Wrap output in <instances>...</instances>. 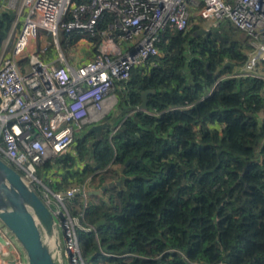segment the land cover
Returning <instances> with one entry per match:
<instances>
[{"label":"trees","instance_id":"trees-1","mask_svg":"<svg viewBox=\"0 0 264 264\" xmlns=\"http://www.w3.org/2000/svg\"><path fill=\"white\" fill-rule=\"evenodd\" d=\"M12 19L0 8V42ZM112 20L99 21L91 52ZM200 28L164 29L160 54L114 81L100 136L85 126L37 168L53 192L107 184L87 199L86 264H264V59L248 67L253 46L228 19Z\"/></svg>","mask_w":264,"mask_h":264},{"label":"built area","instance_id":"built-area-1","mask_svg":"<svg viewBox=\"0 0 264 264\" xmlns=\"http://www.w3.org/2000/svg\"><path fill=\"white\" fill-rule=\"evenodd\" d=\"M0 8L13 12L0 42V158L50 210L62 260L86 264L79 234L96 236L94 225L84 220L88 191L95 188L85 183L53 192L37 168L67 152L85 126L103 122L117 101L114 81L126 80L132 68L160 54L156 45L166 28L188 31L199 21L215 26L228 19L252 37L257 57L264 59V0H0ZM106 13L113 20L101 31L97 49L71 63L62 45L70 46L74 33L95 36ZM122 40L131 45L123 49L115 43ZM16 242L0 222V264H28Z\"/></svg>","mask_w":264,"mask_h":264},{"label":"water","instance_id":"water-1","mask_svg":"<svg viewBox=\"0 0 264 264\" xmlns=\"http://www.w3.org/2000/svg\"><path fill=\"white\" fill-rule=\"evenodd\" d=\"M204 31L200 28L197 34ZM141 93L139 107L146 109L147 94ZM107 122L91 125L88 132L100 136ZM140 160V159H138ZM136 162L128 158L125 165ZM107 187L89 189L88 194H100ZM0 222L15 236L28 264H64L54 217L41 197L21 178L18 171L0 158ZM100 220L97 225L103 223Z\"/></svg>","mask_w":264,"mask_h":264},{"label":"rangeland","instance_id":"rangeland-1","mask_svg":"<svg viewBox=\"0 0 264 264\" xmlns=\"http://www.w3.org/2000/svg\"><path fill=\"white\" fill-rule=\"evenodd\" d=\"M199 23H200V27L202 28V29H204V31H202V32H200L199 34H202V33H205L208 29H210V25H213V24H209L210 22H208V23H203V22H201V21H199ZM193 25V24H192ZM216 25H218V23L216 24ZM237 28V27H236ZM247 36V41L249 42V43H251V45L253 46V50L252 51H249V54H251V56H250V60H251V58H253V56H255V57H257L258 56V54H257V52H256V48L254 47V41H253V39H252V37H250V36H248L245 32H239L238 33V36H237V38L238 39H240V40H242V39H244L245 37ZM49 40H52V37L50 36L49 37ZM76 43V42H75ZM115 43L117 44V45H119L120 47H123V49L125 48H128L130 45H131V41H124V40H122V41H115ZM63 46V49H64V53H65V56H66V58L68 59V60H70V62L71 63H74L73 61H74V59H75V61H80V60H85V59H88V57L89 56H87V57H83L84 56V50L81 48V44L80 43H76V44H71L70 46H68V45H62ZM67 47V48H66ZM257 58H259V57H257ZM259 59H261V58H259ZM23 63H25V64H28V62L26 61V62H23ZM23 63H22V65H23ZM117 102V101H116ZM115 106V105H114ZM113 106V107H114ZM260 117H262V114L260 115ZM89 128V127H88ZM88 128H87V130H88ZM87 130H86V132H87ZM48 171L49 170H45V169H41V170H39V172L37 173V176L40 178V179H42L44 182H46L47 181V179H46V175H47V173H48ZM61 232V231H60ZM16 243H18V242H16ZM64 264H68V261H67V259L66 258H64Z\"/></svg>","mask_w":264,"mask_h":264},{"label":"crops","instance_id":"crops-1","mask_svg":"<svg viewBox=\"0 0 264 264\" xmlns=\"http://www.w3.org/2000/svg\"><path fill=\"white\" fill-rule=\"evenodd\" d=\"M80 43L81 44V48L84 50V56L83 57H87V56H91V50H92V43L90 42V39L88 36H86L85 38H78L76 40V43ZM73 43V44H76ZM70 61V60H69ZM74 64H75V59H74Z\"/></svg>","mask_w":264,"mask_h":264}]
</instances>
